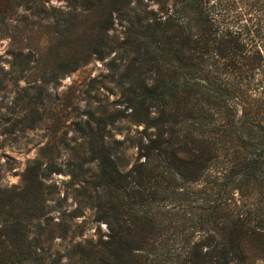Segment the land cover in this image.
I'll return each instance as SVG.
<instances>
[{
  "label": "trees",
  "instance_id": "trees-1",
  "mask_svg": "<svg viewBox=\"0 0 264 264\" xmlns=\"http://www.w3.org/2000/svg\"><path fill=\"white\" fill-rule=\"evenodd\" d=\"M2 1L25 19L48 12L49 0ZM63 1V21L52 25L64 47L45 51L53 37L12 44L11 66L23 73L53 56L66 73L115 52L108 66L124 108L109 122L126 120L138 134L125 170L107 122L88 127L74 176L79 203L107 230L86 240L82 264L264 263V39L255 22L264 0ZM59 170L34 160L19 188L0 187L1 257H28L30 225L51 199L46 180Z\"/></svg>",
  "mask_w": 264,
  "mask_h": 264
},
{
  "label": "rangeland",
  "instance_id": "rangeland-1",
  "mask_svg": "<svg viewBox=\"0 0 264 264\" xmlns=\"http://www.w3.org/2000/svg\"><path fill=\"white\" fill-rule=\"evenodd\" d=\"M46 4L48 12H28L27 19L22 9L3 1L0 4V76L4 79L0 90V187L19 188L26 166L34 160L60 169L46 180L44 191H51V199L46 201V215L30 225L28 257L20 263L15 250H7L0 256V264H82L86 240L96 242L107 230L104 222L95 221L91 208L79 203L84 190L74 176L85 156L88 127H94L97 119L107 122L106 139L117 148L125 170L137 156L135 127L126 120L109 122L111 115L124 108L108 66L115 52L104 59L93 57L66 73L53 56L23 73L11 66L12 44L36 47L41 39L53 37L45 51L64 47V36L55 34L52 24L63 21L65 2L49 0ZM257 6L255 22L260 28L258 35L264 39V3ZM150 8L156 10L157 5ZM4 16L11 17L6 24L1 23ZM88 167L95 172L94 163ZM254 264L264 263L257 260Z\"/></svg>",
  "mask_w": 264,
  "mask_h": 264
}]
</instances>
